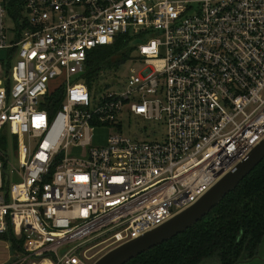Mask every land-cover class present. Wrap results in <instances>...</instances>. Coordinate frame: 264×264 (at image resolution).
<instances>
[{
  "label": "built area",
  "instance_id": "1",
  "mask_svg": "<svg viewBox=\"0 0 264 264\" xmlns=\"http://www.w3.org/2000/svg\"><path fill=\"white\" fill-rule=\"evenodd\" d=\"M10 9L0 1V234L23 241L10 264H93L194 205L263 141L264 0ZM118 35L140 40L142 66L118 89H89V53ZM133 117L162 139L126 135ZM97 125L116 129L105 147L91 145Z\"/></svg>",
  "mask_w": 264,
  "mask_h": 264
},
{
  "label": "trees",
  "instance_id": "2",
  "mask_svg": "<svg viewBox=\"0 0 264 264\" xmlns=\"http://www.w3.org/2000/svg\"><path fill=\"white\" fill-rule=\"evenodd\" d=\"M24 2L10 0L11 13L14 15ZM133 39L132 35H118L112 44L92 50L85 71L79 76L80 80L93 90L94 82L101 79L105 68L131 57V52L136 49ZM106 85L111 86L110 83ZM0 235L11 238L14 247L22 250L23 241L15 237L12 231ZM263 238L264 160L205 218L126 264H196L215 251L224 249L228 250L223 256L225 264H232L228 254L235 253L238 260L243 246L248 244L249 254L252 255Z\"/></svg>",
  "mask_w": 264,
  "mask_h": 264
},
{
  "label": "water",
  "instance_id": "3",
  "mask_svg": "<svg viewBox=\"0 0 264 264\" xmlns=\"http://www.w3.org/2000/svg\"><path fill=\"white\" fill-rule=\"evenodd\" d=\"M264 160V139L256 146L247 159L223 176L205 195L191 207L179 212L165 224L152 229L137 239L115 247L95 261V264H126L138 255L152 250L167 240L180 235L205 218L217 207L222 199L236 189V186Z\"/></svg>",
  "mask_w": 264,
  "mask_h": 264
},
{
  "label": "rangeland",
  "instance_id": "4",
  "mask_svg": "<svg viewBox=\"0 0 264 264\" xmlns=\"http://www.w3.org/2000/svg\"><path fill=\"white\" fill-rule=\"evenodd\" d=\"M10 1V0H5ZM10 12L13 13V11ZM139 39H133V44L139 43ZM137 50H133L131 52V57L126 59L125 61L121 63H117V65H111L105 68L101 73V81L103 83H110V84H118L119 82H124L129 77L130 71L132 68H140L142 66L141 61H138L134 58L136 55ZM114 62V61H113ZM118 85H114L110 88L118 89ZM116 131L115 128L112 127V125H105L100 126L97 125L95 129L92 131L93 137L91 140V145L95 147H105L108 143L109 138L111 135ZM123 132L128 135L130 138L134 139L137 136H140L141 138H147L148 140L159 138L162 139V134L164 133L163 127L159 126L156 123H153L151 121H145L141 118H135L133 117L131 120H126L123 123ZM149 135V136H148ZM148 136V137H147ZM7 149L11 152V165L20 168L19 165V159L16 157L12 143L10 142L8 144ZM71 152L75 155L79 154H86L87 150L83 147L77 146L72 147ZM18 174L12 175L11 181H7V185H12L14 183H20L22 179ZM6 185V186H7ZM14 241L11 238H7L3 235H0V264H10L14 262L20 255L21 251H18L20 249H16L14 247ZM260 248L258 250V253L251 262H241L239 264H264V239L261 242ZM111 250V249H109ZM108 249L105 251L98 253L95 255L94 259H92V263L95 264V261L105 254L109 252ZM90 261V263H91Z\"/></svg>",
  "mask_w": 264,
  "mask_h": 264
},
{
  "label": "flooded vegetation",
  "instance_id": "5",
  "mask_svg": "<svg viewBox=\"0 0 264 264\" xmlns=\"http://www.w3.org/2000/svg\"><path fill=\"white\" fill-rule=\"evenodd\" d=\"M262 240H261V242H262ZM261 242H260V244L258 245L257 249L255 250V252L252 255L249 254L251 252H250L248 244L243 246V249H242L240 255L238 256V260H236V258H235V253L232 252V253L228 254L229 255V259L232 260L231 263L232 264H239L241 262L244 263V262L253 261V259H255L256 255L258 253L260 245L262 244ZM225 251L228 253L227 249L220 250V251H215L214 253L209 255V257L203 258L201 261H199L196 264H225V259L223 258L224 254L225 255L227 254Z\"/></svg>",
  "mask_w": 264,
  "mask_h": 264
},
{
  "label": "crops",
  "instance_id": "6",
  "mask_svg": "<svg viewBox=\"0 0 264 264\" xmlns=\"http://www.w3.org/2000/svg\"><path fill=\"white\" fill-rule=\"evenodd\" d=\"M1 1V0H0Z\"/></svg>",
  "mask_w": 264,
  "mask_h": 264
}]
</instances>
